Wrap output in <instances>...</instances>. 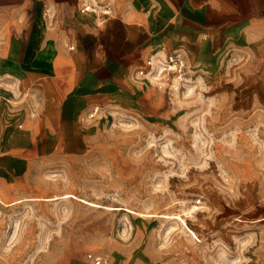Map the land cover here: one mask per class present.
<instances>
[{
  "label": "rangeland",
  "instance_id": "obj_1",
  "mask_svg": "<svg viewBox=\"0 0 264 264\" xmlns=\"http://www.w3.org/2000/svg\"><path fill=\"white\" fill-rule=\"evenodd\" d=\"M22 30L0 26V47ZM226 61L149 59L133 103L89 112L81 154L0 194V264H264V58Z\"/></svg>",
  "mask_w": 264,
  "mask_h": 264
},
{
  "label": "crops",
  "instance_id": "obj_2",
  "mask_svg": "<svg viewBox=\"0 0 264 264\" xmlns=\"http://www.w3.org/2000/svg\"><path fill=\"white\" fill-rule=\"evenodd\" d=\"M38 1L0 0L14 16L0 26L24 29L0 47V194L22 191L48 158L81 154L97 132L87 114L133 103L149 59L218 71L243 53L264 58V0H105V14L82 10L89 0Z\"/></svg>",
  "mask_w": 264,
  "mask_h": 264
}]
</instances>
